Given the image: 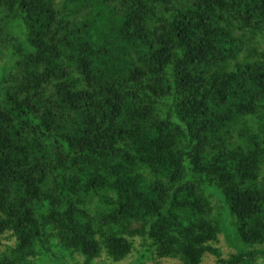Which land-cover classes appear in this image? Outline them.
Returning <instances> with one entry per match:
<instances>
[{
    "label": "trees",
    "instance_id": "trees-1",
    "mask_svg": "<svg viewBox=\"0 0 264 264\" xmlns=\"http://www.w3.org/2000/svg\"><path fill=\"white\" fill-rule=\"evenodd\" d=\"M0 60V264L264 259V0H0Z\"/></svg>",
    "mask_w": 264,
    "mask_h": 264
},
{
    "label": "rangeland",
    "instance_id": "rangeland-1",
    "mask_svg": "<svg viewBox=\"0 0 264 264\" xmlns=\"http://www.w3.org/2000/svg\"><path fill=\"white\" fill-rule=\"evenodd\" d=\"M0 64L2 61L0 60ZM214 202L217 205L219 203L218 197H214ZM144 241L139 238H134V249L131 254L120 262H113L110 260H106L105 257L95 261L94 264H180L178 260L172 258H159L154 256L152 253H144L146 246L143 244ZM216 246H219L222 250L223 256L226 258L230 255L231 252H238L237 249L232 247L229 243L226 235L220 234L218 236V240L216 242ZM259 248V247H258ZM84 259L79 255H74V258L68 259L69 264H84ZM48 264H57L52 263V261L48 260ZM200 264H218L217 258L214 255L207 254ZM256 264H264V259H260Z\"/></svg>",
    "mask_w": 264,
    "mask_h": 264
}]
</instances>
